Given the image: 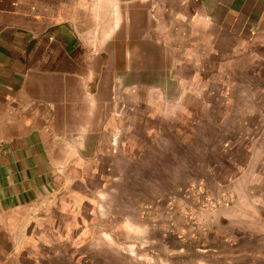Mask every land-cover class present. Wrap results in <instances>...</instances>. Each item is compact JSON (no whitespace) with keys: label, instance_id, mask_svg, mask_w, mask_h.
I'll return each instance as SVG.
<instances>
[{"label":"crops","instance_id":"1","mask_svg":"<svg viewBox=\"0 0 264 264\" xmlns=\"http://www.w3.org/2000/svg\"><path fill=\"white\" fill-rule=\"evenodd\" d=\"M241 59L264 63V0H0V264H34L70 201L76 221L109 153H125L127 112L183 126L207 69ZM252 207L264 224V204ZM228 223L235 238L249 227L237 213Z\"/></svg>","mask_w":264,"mask_h":264},{"label":"rangeland","instance_id":"2","mask_svg":"<svg viewBox=\"0 0 264 264\" xmlns=\"http://www.w3.org/2000/svg\"><path fill=\"white\" fill-rule=\"evenodd\" d=\"M263 64L209 67L201 81L211 92L190 95L197 108L182 111L183 126L160 118L152 125L145 109L127 112L125 153H109L106 183L89 193L92 205L77 198L76 221L73 202L62 206L70 221L62 214L59 237L46 238L45 253H30V262L264 264V224L251 209L254 200L264 204ZM252 161L256 180L241 204L234 182ZM235 213L249 221L237 238L228 223Z\"/></svg>","mask_w":264,"mask_h":264}]
</instances>
